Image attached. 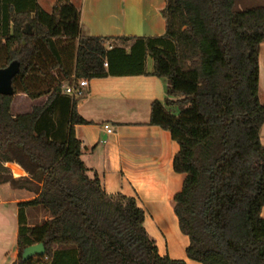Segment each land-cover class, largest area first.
I'll list each match as a JSON object with an SVG mask.
<instances>
[{"label": "trees", "instance_id": "trees-1", "mask_svg": "<svg viewBox=\"0 0 264 264\" xmlns=\"http://www.w3.org/2000/svg\"><path fill=\"white\" fill-rule=\"evenodd\" d=\"M237 4L165 0L161 35L92 36L70 0H57L51 12L37 0H0V68L18 59L15 93L46 96L13 114V95L0 94V183L27 186L37 194L28 203L51 212L44 223L27 226L26 203H20L15 264H186L158 252L134 197L105 192L98 175L89 174L75 136V125L88 121L77 111L81 97L66 86L140 74L166 84L165 97L151 103L149 123L179 145L173 169L184 179L173 211L189 238L187 257L201 264H264L258 80L264 5ZM5 162L18 163L28 177L15 179ZM39 242L45 254L23 260L22 250Z\"/></svg>", "mask_w": 264, "mask_h": 264}, {"label": "crops", "instance_id": "crops-1", "mask_svg": "<svg viewBox=\"0 0 264 264\" xmlns=\"http://www.w3.org/2000/svg\"><path fill=\"white\" fill-rule=\"evenodd\" d=\"M79 9L83 32L92 36H156L165 31L161 13L165 0H70ZM57 0L37 3L51 12ZM262 3V2H261ZM50 9V10H49ZM259 93L264 102V41L258 54ZM153 69L151 57L146 70ZM165 81L151 74L108 75L88 80L86 93L77 103L78 113L88 121L74 127L81 141V158L89 174L95 172L107 193H122L136 199L145 212V228L154 238L158 252L186 264H201L187 257L189 238L179 229L173 211V197L181 189L184 174L173 169L179 149L169 131L151 125L152 101L165 97ZM46 96L35 99L25 93L13 95V114L30 111ZM105 125L112 129L108 132ZM264 146V123L260 129ZM15 179L28 177L16 162H5ZM36 193L27 186L0 183V264L18 261L17 235L19 207L24 204L25 225L35 226L51 218L44 204H29ZM264 217V205L261 208ZM65 246L59 245L56 248Z\"/></svg>", "mask_w": 264, "mask_h": 264}, {"label": "water", "instance_id": "water-1", "mask_svg": "<svg viewBox=\"0 0 264 264\" xmlns=\"http://www.w3.org/2000/svg\"><path fill=\"white\" fill-rule=\"evenodd\" d=\"M20 70V61L13 60L7 66L0 68V94L12 96L15 94V89L12 84L13 78ZM45 247L42 242L29 245L22 250L21 257L27 260L36 255H44Z\"/></svg>", "mask_w": 264, "mask_h": 264}, {"label": "built area", "instance_id": "built-area-1", "mask_svg": "<svg viewBox=\"0 0 264 264\" xmlns=\"http://www.w3.org/2000/svg\"><path fill=\"white\" fill-rule=\"evenodd\" d=\"M104 66H107L106 62H104ZM87 86H88V80L82 79V80L78 81L77 83L73 82V84L66 86L65 92H67L73 96L82 97L85 94V90H86ZM105 128L108 132L112 131V129L109 125H105Z\"/></svg>", "mask_w": 264, "mask_h": 264}, {"label": "rangeland", "instance_id": "rangeland-1", "mask_svg": "<svg viewBox=\"0 0 264 264\" xmlns=\"http://www.w3.org/2000/svg\"><path fill=\"white\" fill-rule=\"evenodd\" d=\"M45 3H43L45 8L50 7L49 0H44ZM238 4L236 5L237 7H247V6H255V5H264V0H237ZM262 2V3H261ZM50 10V9H49Z\"/></svg>", "mask_w": 264, "mask_h": 264}]
</instances>
